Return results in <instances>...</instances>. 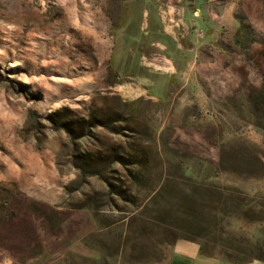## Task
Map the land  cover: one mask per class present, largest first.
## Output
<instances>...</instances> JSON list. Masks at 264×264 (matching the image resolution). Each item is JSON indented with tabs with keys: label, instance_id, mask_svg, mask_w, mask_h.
I'll return each instance as SVG.
<instances>
[{
	"label": "rangeland",
	"instance_id": "374dc122",
	"mask_svg": "<svg viewBox=\"0 0 264 264\" xmlns=\"http://www.w3.org/2000/svg\"><path fill=\"white\" fill-rule=\"evenodd\" d=\"M261 40L264 0H0V264L264 259Z\"/></svg>",
	"mask_w": 264,
	"mask_h": 264
},
{
	"label": "crops",
	"instance_id": "0c3cea01",
	"mask_svg": "<svg viewBox=\"0 0 264 264\" xmlns=\"http://www.w3.org/2000/svg\"><path fill=\"white\" fill-rule=\"evenodd\" d=\"M169 264H264V259H254L237 263L223 258L204 255L197 242L189 240L176 241Z\"/></svg>",
	"mask_w": 264,
	"mask_h": 264
},
{
	"label": "trees",
	"instance_id": "16d2710c",
	"mask_svg": "<svg viewBox=\"0 0 264 264\" xmlns=\"http://www.w3.org/2000/svg\"><path fill=\"white\" fill-rule=\"evenodd\" d=\"M237 38H238V40H240L239 34H237ZM261 41L264 43V40H261ZM263 58H264V49H263ZM252 94H253V96H250L251 97V100H250L251 102L258 104V103H260V101H262L263 98H262L261 94H257L255 92H253ZM95 120H97V118H92L89 125L90 126L104 125L102 122H98L99 120L98 121H95ZM61 123H62L61 127H64L72 135L73 138L77 137V136L74 135L76 130H75V127L72 126L73 124L71 123V120H67L64 123H63V120H62ZM102 161H103V159L96 158L94 163H93V158H91L89 160L85 159V163L87 165L100 164V162L102 163ZM116 161H118V160H116ZM134 163L136 164L137 162H134ZM83 171L86 172V170H84V169H83ZM130 173L137 180H142L144 178L143 177L144 173L141 170H136L134 172L131 171ZM10 197H11V190L8 188V186H6L5 184L0 182V209H3L7 205L8 201L10 200ZM201 253L204 254V255H207L206 253H204V251L202 249H201Z\"/></svg>",
	"mask_w": 264,
	"mask_h": 264
}]
</instances>
